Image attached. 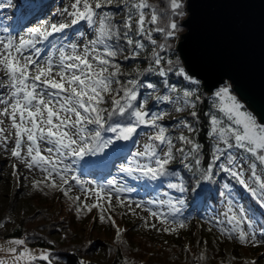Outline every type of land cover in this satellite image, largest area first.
I'll return each instance as SVG.
<instances>
[{
  "label": "snow or ice",
  "instance_id": "1",
  "mask_svg": "<svg viewBox=\"0 0 264 264\" xmlns=\"http://www.w3.org/2000/svg\"><path fill=\"white\" fill-rule=\"evenodd\" d=\"M104 6V0H73L60 13L64 21H42L38 26L27 28L18 39H0V72L7 78L0 87L8 90L6 96L0 95V105H3L0 147L9 150L7 145L12 133L5 136L8 129L2 127L9 120L15 137L11 156L30 171L38 170L42 174V179L34 181L33 187L62 192L76 202L77 215L84 210L98 209L100 222L116 227V240L120 242L124 230L106 214L107 209L113 208L114 194L117 205L127 206L135 216L136 211L131 207L134 203L135 208L147 212L161 226L157 229L156 223L141 217L144 227L169 234L186 227L185 220L179 218L187 207L186 194L191 192L194 202H202L207 190L201 187L202 183H213L214 176L220 172L234 179L264 209V121L245 108L233 94L230 83L221 81L218 87H208L191 65L185 67L179 57L175 61L168 57L171 44L167 41L176 37L179 26L174 18L166 20L149 0H130L123 31L113 24L109 13L100 11ZM169 6L173 17L184 15L182 0H170ZM82 22L95 35L81 46L67 40L66 30ZM153 33L163 34L165 43L158 44ZM56 34L63 35L57 39ZM77 34L83 33H73ZM121 40L131 50V57L125 56V59L139 57L146 50L145 40L153 46L149 66L144 71L163 78L166 94L157 95L154 83L142 85L138 78L120 79L124 73L116 58L125 50ZM169 73L182 78L188 87L181 90L170 85ZM202 86L208 87L210 93L216 88L208 98L209 111L204 113L207 135L212 141L207 167L202 164V145L192 135L199 131L193 122L179 121L180 133L174 141L160 123L167 113L150 112L148 96L139 102V88L152 89L150 95L157 103L170 104L178 113L187 110L198 125L200 114L196 109L202 103L199 94ZM142 128L150 130L148 142L142 150L129 151L128 142L135 145L134 137L139 136L138 130ZM173 162L182 164L192 174L190 186L175 169L170 170ZM94 170L100 171L104 183L94 185L93 181L83 178ZM246 171L250 173L247 178ZM113 172L121 174L120 179L115 176L107 179ZM135 182L145 188L154 185L156 193L166 185L167 189L185 195L177 198L165 191L164 198L157 194L144 202L123 199L124 194L140 186ZM75 186L86 194L85 202L79 196H69ZM223 187L225 191L218 194L224 199L226 210L209 223L214 222L228 239H238L244 246H258L261 241L256 238L255 217L248 214L250 209L238 205L229 184ZM88 194L94 203L86 202ZM261 227L264 229V225ZM10 243L13 246L7 251L12 257L11 264H34L36 259L50 264V254L34 255L23 239ZM20 247L23 251L18 250ZM0 264L8 262L0 260Z\"/></svg>",
  "mask_w": 264,
  "mask_h": 264
},
{
  "label": "trees",
  "instance_id": "2",
  "mask_svg": "<svg viewBox=\"0 0 264 264\" xmlns=\"http://www.w3.org/2000/svg\"><path fill=\"white\" fill-rule=\"evenodd\" d=\"M105 1L107 6H104V8L100 11L109 13L113 17V24L120 27L121 31H123V23L129 14L127 11L123 14V11H125L124 9L126 7L128 8L130 0H125V2H120L119 0ZM183 1L185 3L186 0ZM18 2H21L22 7L28 10L30 13L28 16L38 13V11L42 9L43 5L46 6V4H49L48 0H18ZM149 3L154 5V7H156L158 11L161 12L162 7H164L163 5H170V0H149ZM162 15L164 14L162 13ZM133 38L141 39L140 37ZM153 38L157 40L158 44L162 39V41L165 42V37L163 34L161 35V33H153ZM170 40L173 41V44L171 46V51L168 53V57L175 61L177 57H179L176 47V42L178 39L176 38L175 40ZM144 43L146 45V50L143 51L139 57L136 59H125V56L131 57V50L127 45L124 44L123 40L120 41L121 46H123L125 49L123 54L118 55L116 58V62L121 65V71L124 73L120 79L124 81L127 79L138 78L142 85L154 83L159 90L166 91L167 89L164 88L162 82L163 78L154 73L144 71L149 66V62L151 60V51L153 49V46L147 40H145ZM161 55H165V53H161ZM179 59L182 62V58L179 57ZM137 70H139V76H137ZM167 79L170 85H176L181 90H183L184 87H188L187 83L184 82L182 78L173 75L172 73H169ZM144 92L145 91L142 89V87H140L139 102H142L141 96L144 94ZM151 92L152 90H150V94ZM199 94L202 101V103L197 105L196 109L200 114L199 124L196 125L193 118L191 117L190 119L189 115L188 118L199 129L198 133H194L192 135L195 136L197 142L202 145L204 153L202 164L204 167H207L212 151V141L207 135L209 130L207 127V117L204 115V113L209 111V96L205 93V88L203 86L201 87ZM148 101L150 102L147 105V109L150 112H155L156 110L160 109V105H157L158 103L153 96H149ZM138 132L140 133L139 136L134 137V139L137 140V143L132 145L131 142H128L129 151L134 152L136 150H142L144 144L148 142V134H150V130L142 128L138 130ZM174 133L175 132H173L172 135H174ZM173 139L175 141V136ZM179 146L180 145L177 142V147ZM172 169H175L179 175L183 176L189 183V186L191 185L189 178L192 174L188 172V170L185 169L182 164L173 162V164L170 165V170ZM216 171L217 170L214 169V173ZM113 176H115L117 179H120L121 174L113 172L112 176H107V179H111ZM84 177H94L98 182H105L104 177L101 175L99 170H94ZM135 183L140 184V182ZM225 183L229 184L230 188L232 189L233 196L235 197L238 205H242L245 208L250 209L248 214L255 217L253 220L254 230L256 231L259 240L264 242V229L261 227L264 225V209L259 207L256 200L250 195L248 191H245L229 176L224 177V174L221 175L219 173L218 175H215L213 183H202L201 187L207 189L202 196V202H194V194L191 192L186 194L188 197L186 201L187 207L183 210V214L179 218L185 220L186 224H191L194 222V220H200L202 224H206L207 221H211L213 217H216V215L221 213L220 206H225L224 199L218 194L220 191H225L223 187ZM153 187L154 185H149L147 188H145L143 184H140L136 191L124 195L131 198L135 196L143 197L147 200L153 199V197L157 194L160 195V198H164L163 193L165 191L177 198L185 195L167 189L166 185L165 187L159 189V193L153 192ZM72 191L69 194L70 197L79 196L81 199L78 189L73 187ZM60 195H63L62 192ZM84 211L86 212L88 210ZM64 213L65 212L63 209H56V207L44 208L41 206V208L36 209L34 213L22 218L23 220L20 221V224L15 226L14 231H12V233L10 232V234L7 235L8 237L5 238H12V240L23 239L25 244L30 246L29 248H33V250L38 249L46 251V253L50 254V264H138L145 263L146 260L147 262L145 264H252L238 259L239 257L237 255H225L217 237H212L214 234L211 233V231L209 234H207L208 238H202V245L196 249L197 251H195V253L191 250L184 252V250H181L184 248L180 246H171L170 244L165 243L159 244V242H161L159 237L157 240L152 238L151 242L149 241V238L141 239L137 237L138 240L136 243L138 244L137 246L132 247L135 251L134 256L130 254L126 256L124 254V249L121 246L115 245V248V246L110 242L107 243L108 245L99 244V240L96 239H94L95 241L86 243L91 244L90 248L86 249L84 242L79 238V240L77 239V234H79V231L75 230V226L73 225L74 222L65 219L67 218V214L65 215ZM123 219L129 220L126 215H123ZM213 224L215 223L213 222ZM29 226L34 228V234L31 235V237H29L25 232ZM135 227L136 226L132 227L134 229L129 232L126 231L128 240L133 242V245H135L134 240L129 238V234L146 236L145 234H138L137 230L135 233L134 231L137 229ZM0 235L2 238L4 237V235L1 233ZM125 247L127 248V246ZM101 250H105V252L109 251V253L104 260L100 261L97 259V257H94L95 254L100 253ZM203 251L204 253H202ZM109 258L112 259L113 262L109 261ZM262 258L261 264H264V257ZM254 262L255 264H260L257 260ZM34 264H49V261L36 259Z\"/></svg>",
  "mask_w": 264,
  "mask_h": 264
},
{
  "label": "rangeland",
  "instance_id": "3",
  "mask_svg": "<svg viewBox=\"0 0 264 264\" xmlns=\"http://www.w3.org/2000/svg\"><path fill=\"white\" fill-rule=\"evenodd\" d=\"M49 4L43 5L42 9L38 11L36 14H31L26 8L22 7V3L18 2V0H0V39H7L9 37L17 38L19 35H23L27 28L38 26L42 21H49V22H62L65 20L64 16H61L60 13L62 12L63 8L70 7V4L73 2V0H48ZM120 2H125V0H119ZM186 2L182 0V3L184 5L183 7V16L179 17H173L171 14L170 6L169 5H163L161 14L163 13L164 16L167 19H175L179 30L177 32V35L174 39L179 38L182 39V35L186 32L184 26H182L183 21L188 19V11H187V5ZM105 6H107L106 1L104 0ZM154 6V5H153ZM185 8V11H184ZM123 11V14L127 11L129 13V9L126 7ZM30 11V9H29ZM147 11V10H146ZM187 14V15H186ZM4 29H7V31H4ZM68 32L67 40H71L74 43H77L79 45H83L88 42V40L94 38V33L92 32V29L89 28L87 25L81 23V25H78L77 27L73 29L66 30ZM82 32V35H73V33L76 32ZM63 34H56V38L59 39V37ZM162 35V34H161ZM67 40L65 42H67ZM163 40V39H162ZM162 40H160V43H165ZM145 42V41H144ZM169 44H173V41L168 40ZM176 42V45H177ZM43 47V45H41ZM7 78L4 76L2 72H0V83H3ZM142 89L145 91L144 94H142L141 98L145 96H151L150 90L146 87H142ZM233 90V89H232ZM7 88L0 87V95H7ZM153 92V90H152ZM151 92V93H152ZM166 91L159 90L157 88V95H164L166 94ZM215 92V91H214ZM235 95V93L233 92ZM175 95V94H173ZM239 99V97H238ZM150 101H148L149 104ZM243 103V102H242ZM244 104V103H243ZM158 106L160 105V109L156 110V113H167L164 118L160 121L161 125L166 127L169 130V134L172 137H176L180 133V127H179V121L181 120H189L192 122L191 116L189 115L190 119L188 118V111L186 110L183 113H178L174 110V107L167 103H158ZM245 108L251 112L253 115H255L249 107H247L246 104ZM157 106V107H158ZM3 105H0V108H2ZM256 116V115H255ZM257 117V116H256ZM258 118V117H257ZM5 129H8L4 133L5 136H9V133L11 132L12 135L10 136L9 143L7 145L8 151H6L4 148L0 147V233L4 235H0V249H3V251H0V260H4L8 262V264H11L12 257L8 253L7 249L9 247H12L11 245V239L5 238L8 237L7 235L12 233L14 231L15 226L20 224V221H22L24 217L34 213V211L38 208L44 207V208H53L56 207V209H63L64 214L67 216L68 220H71L73 225L75 226V230H78L79 234H77V239H81L84 242V246L86 249L90 248L92 241L99 240V244H106L110 242L114 246H121L124 249V254L127 256L128 254L134 256V246H137V237L141 239H147L149 238L150 242L152 241V238H155L156 240L160 239L161 242L159 244H170L171 246H177L182 247L184 249V252H188V250H191L195 253L197 251L196 249L199 248L200 245H202V238H208V235L211 231V233L214 234L212 237H217L218 242L222 246L223 253L227 256L237 255L242 261H245L247 263H252L254 261H259L261 264V260L264 257V242L259 243L258 246H244L239 243L238 239H228L226 236L222 235L219 231V227L213 223H209V221L206 222V224H202L200 220H194L191 224H186V227L184 229H180L177 233L169 234L162 231H158L156 229L146 228L144 227V220L141 219V217H147L150 222L157 224V229L161 226L159 225L158 221H155L153 218L149 217L147 212L141 211L138 208H135V204L133 203L131 207L135 209L136 215H132L131 211L128 209L127 206L120 207L116 204L117 197L115 194L112 197V209H107V215H110L112 219L115 220V224L120 229H123L122 237L120 241L116 240V227H114L109 222H100L99 219V211L96 208H92L91 211H83L79 215H77V204L69 197H65L63 195H60V191L57 190H50L48 188H44L43 191L38 190L33 187V183L36 180L42 179V174L38 170H29L27 167H25L24 164L17 161L15 158L11 156L10 149L14 147V132L10 128V121L5 120L4 124L2 125ZM174 133V135H172ZM186 135H188L187 132H185ZM15 165V168L13 167ZM245 168H247V165H245ZM221 175L224 174V177L227 176V174L220 172ZM246 178L250 175L246 171L245 173ZM231 178V177H230ZM86 180L93 181V184L96 183H102L98 182L97 179L94 177H88L85 178ZM234 180V179H233ZM235 181V180H234ZM74 183V182H73ZM240 187H242L240 185ZM76 189L79 190V195L81 196V202H85V195L82 194L81 190L79 189V186H75ZM243 188V187H242ZM244 189V188H243ZM245 190V189H244ZM247 191V190H245ZM73 192V191H72ZM75 193V192H73ZM81 193V194H80ZM76 194V193H75ZM123 199L127 201H140L144 202L147 201L146 198L143 197H127L124 195ZM255 199V198H254ZM88 204H92L95 202L94 198L88 194V198L86 200ZM105 208H107V205L104 204V201L100 202ZM155 210V209H153ZM226 210V206H220V212ZM216 215V217H219L220 214ZM123 215H126L127 219H123ZM122 217V218H121ZM26 220V219H25ZM136 226V230L138 234H145L146 236H138L135 234H129V238L134 240L133 245L130 240H128L127 232L131 231L132 227ZM211 229V230H210ZM34 228L29 226L26 229V234L31 237V235L34 234ZM36 231V229H35ZM150 237H148V236ZM257 240L259 238L256 236ZM78 239V240H79ZM132 245V246H131ZM27 249H29L34 255H37L42 251L33 248H29L30 246L25 244ZM127 246V248L125 247ZM144 247V246H142ZM116 248V246H115ZM19 251H23V247H20L18 249ZM180 251V250H179ZM178 251V252H179ZM182 252V251H181ZM109 251L101 250L100 253H96L95 257L97 259L104 260L106 256H108ZM204 253V251L202 252ZM188 256V255H187ZM205 256V254H204ZM39 260V259H37ZM109 261L113 262L112 259H108ZM147 262V260H146ZM145 262V263H146ZM106 263V262H105ZM145 263H138V264H145Z\"/></svg>",
  "mask_w": 264,
  "mask_h": 264
},
{
  "label": "water",
  "instance_id": "4",
  "mask_svg": "<svg viewBox=\"0 0 264 264\" xmlns=\"http://www.w3.org/2000/svg\"><path fill=\"white\" fill-rule=\"evenodd\" d=\"M186 32L177 42L208 87L231 84L233 92L264 121V0H186ZM208 87L205 93L210 96Z\"/></svg>",
  "mask_w": 264,
  "mask_h": 264
}]
</instances>
